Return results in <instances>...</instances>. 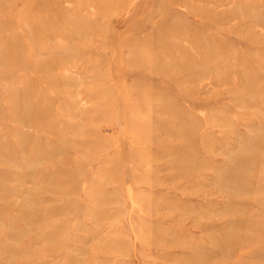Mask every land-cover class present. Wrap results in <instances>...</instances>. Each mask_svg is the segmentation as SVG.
Wrapping results in <instances>:
<instances>
[{
  "label": "rangeland",
  "instance_id": "obj_1",
  "mask_svg": "<svg viewBox=\"0 0 264 264\" xmlns=\"http://www.w3.org/2000/svg\"><path fill=\"white\" fill-rule=\"evenodd\" d=\"M0 264H264V0H0Z\"/></svg>",
  "mask_w": 264,
  "mask_h": 264
},
{
  "label": "bare ground",
  "instance_id": "obj_2",
  "mask_svg": "<svg viewBox=\"0 0 264 264\" xmlns=\"http://www.w3.org/2000/svg\"><path fill=\"white\" fill-rule=\"evenodd\" d=\"M100 1V0H99ZM94 2V1H93ZM98 3V2H97ZM182 39V38H181ZM184 46V45H183Z\"/></svg>",
  "mask_w": 264,
  "mask_h": 264
}]
</instances>
